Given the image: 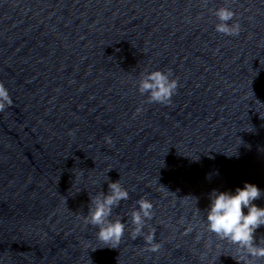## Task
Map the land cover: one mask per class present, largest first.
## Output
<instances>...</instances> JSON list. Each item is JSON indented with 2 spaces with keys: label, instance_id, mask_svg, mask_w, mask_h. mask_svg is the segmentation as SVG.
<instances>
[{
  "label": "water",
  "instance_id": "obj_1",
  "mask_svg": "<svg viewBox=\"0 0 264 264\" xmlns=\"http://www.w3.org/2000/svg\"><path fill=\"white\" fill-rule=\"evenodd\" d=\"M156 69L178 82L167 104L137 90ZM0 85V264H240L203 210L264 190V0H0ZM117 180L126 230L98 248L89 200ZM141 198L157 251L131 235Z\"/></svg>",
  "mask_w": 264,
  "mask_h": 264
},
{
  "label": "clouds",
  "instance_id": "obj_2",
  "mask_svg": "<svg viewBox=\"0 0 264 264\" xmlns=\"http://www.w3.org/2000/svg\"><path fill=\"white\" fill-rule=\"evenodd\" d=\"M214 15L218 21L215 26L217 32L231 36L239 34L240 26L233 19V10L220 7L215 10ZM177 87L178 82L172 78L171 71L160 69L144 73L137 83V90L141 95H147L150 102L161 104L170 102ZM6 103H11L8 91L0 85V110H3ZM234 154L237 153L227 156L231 157ZM262 196L264 190L246 181L242 187L238 186L234 191L213 189L209 193V205L203 210L207 231L243 250V255L238 261L240 264H255L256 259L264 258V244L255 242L257 229L264 226V206H257L254 201ZM128 199L129 191L119 180L108 183L106 193L101 191L99 195L90 197L85 222L97 228L96 239L101 245L98 248H118L126 230V222L124 218L113 220L111 217L113 209L118 207L121 201ZM152 209L153 204L148 199L141 198L137 201L136 209L130 213L134 227L131 235L133 238L143 235L149 250L157 251L159 245L153 242L154 236L144 235L143 232L147 222L152 219Z\"/></svg>",
  "mask_w": 264,
  "mask_h": 264
}]
</instances>
